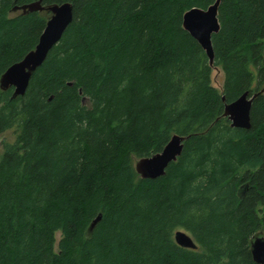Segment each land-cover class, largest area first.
Wrapping results in <instances>:
<instances>
[{
    "label": "trees",
    "instance_id": "obj_1",
    "mask_svg": "<svg viewBox=\"0 0 264 264\" xmlns=\"http://www.w3.org/2000/svg\"><path fill=\"white\" fill-rule=\"evenodd\" d=\"M38 1L0 0V79L50 17L12 10ZM215 1L42 0L71 3L73 19L24 97L0 88V139L15 135L0 146V264H257L264 94L248 130L224 114L264 87V0L220 4L222 91L182 17ZM173 135L189 136L181 156L141 179L135 160ZM178 231L197 249L179 247Z\"/></svg>",
    "mask_w": 264,
    "mask_h": 264
},
{
    "label": "water",
    "instance_id": "obj_2",
    "mask_svg": "<svg viewBox=\"0 0 264 264\" xmlns=\"http://www.w3.org/2000/svg\"><path fill=\"white\" fill-rule=\"evenodd\" d=\"M222 0H216L207 10L194 8L184 14L183 28L196 40L205 52L210 67L214 66V50L212 44L213 35L220 31L218 19L219 7ZM71 3L53 5L44 7L42 0L25 6H17L14 12L35 13L48 12L50 17L46 21V27L41 34L38 44L30 51L21 61L9 67L0 79V88L3 91L13 89V99L24 97L33 73L42 66L44 60L48 57L49 52L62 39V34L66 31L73 19V9ZM264 94V87L259 92L253 94H243L236 101L229 103L225 107V116L231 122L233 128L248 130L251 127L250 113L254 99ZM224 99V98H223ZM189 136L173 135L164 147V149L148 158H142L135 164V172L141 179L156 180L163 177L166 169L172 163H175L181 156L184 145ZM98 216L90 224L89 232L94 229L100 221ZM175 234V242L179 247L186 249H197L193 239L184 231H178ZM251 252L253 260L257 264H264V234H257L253 237L251 243Z\"/></svg>",
    "mask_w": 264,
    "mask_h": 264
},
{
    "label": "rangeland",
    "instance_id": "obj_3",
    "mask_svg": "<svg viewBox=\"0 0 264 264\" xmlns=\"http://www.w3.org/2000/svg\"><path fill=\"white\" fill-rule=\"evenodd\" d=\"M223 78H224V73H223L222 69L220 67H213L210 80H211L212 86L219 91H222V88H223V84H224ZM14 137H15V135L13 134V132H8L1 139L13 141ZM1 139H0V146H1V141H2ZM135 161L137 162V160H135ZM60 237H61V234L57 233L56 238H55L56 239V250L58 247V242L60 240L59 239Z\"/></svg>",
    "mask_w": 264,
    "mask_h": 264
}]
</instances>
